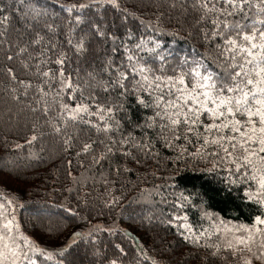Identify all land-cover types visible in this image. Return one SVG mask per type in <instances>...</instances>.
<instances>
[{"label":"trees","instance_id":"obj_1","mask_svg":"<svg viewBox=\"0 0 264 264\" xmlns=\"http://www.w3.org/2000/svg\"><path fill=\"white\" fill-rule=\"evenodd\" d=\"M75 2L80 3L0 0V18L8 17L0 25L1 198L13 201L22 232L54 251L53 260L43 259L46 264L61 260L63 264H234L231 252L224 251L223 245L216 255L212 254L215 249L207 246L220 243L219 237L203 236L194 242L192 233L179 227L185 221L173 217L187 215L186 223L197 235L204 229L211 232L214 224L219 225L217 218L251 224L259 212L255 205L245 202L244 185L229 190L224 175L206 171L204 160L186 157L177 161V153L160 143L155 149L158 155L144 157L133 150L136 159L119 153L100 159L104 147L97 144H93L92 151L83 153L84 143L98 139L96 133L84 125L69 122L64 127L54 120L62 128L56 133L48 123L56 116L55 110L45 116L43 104L37 103L40 97L35 87L25 95L20 83L40 84L41 78L34 75L35 65L46 57L55 59L61 52L67 55L66 75H75L78 69L82 78L95 73L98 79H107L103 73L107 61L119 64L124 57L123 46H131L141 37L159 41L172 53L174 61L180 56L207 55L211 59L213 46L203 38L201 28L205 26L197 24L200 13L193 7L194 0H118L124 11L105 4L96 6L99 11L92 8L67 12L66 7ZM76 15L82 17L83 23L68 24ZM48 26L55 31H49ZM97 28L104 32L103 36ZM129 29L132 40L127 37ZM39 37L43 40L35 44ZM69 39L73 44L82 39L85 51L77 53ZM25 47L27 51L20 53ZM113 48L117 49L115 53ZM9 56L13 59L9 60ZM48 68L55 70L58 66L42 65L43 70ZM124 103L130 120L121 119L124 113H117V119L124 124L125 134L133 132L139 138L134 125L142 123L151 112L138 106L133 96ZM33 135L37 139L29 144ZM190 151L194 149L190 147ZM144 182V186H154L156 182L175 186L169 190L164 187L160 199L148 200L140 198V187L134 186ZM180 193L190 196L191 202L177 210L173 202ZM206 212L212 219L205 217ZM76 233L80 236L70 244ZM64 248L68 250L61 257L59 250Z\"/></svg>","mask_w":264,"mask_h":264},{"label":"snow or ice","instance_id":"obj_2","mask_svg":"<svg viewBox=\"0 0 264 264\" xmlns=\"http://www.w3.org/2000/svg\"><path fill=\"white\" fill-rule=\"evenodd\" d=\"M105 4L124 11L118 0H90L72 4L66 11L79 13L92 8L99 11L96 6ZM193 7L200 13L197 24L205 26L201 28L205 42L213 46L211 59L207 55L180 56L174 61L172 53L159 41L141 37L131 46H123L124 57L119 64L112 59L107 61L103 69L107 79H98L95 73L82 78L78 69L74 70L75 75H66L67 55L61 52L55 59L46 57L35 65L34 75L41 78L40 84L20 83L25 95L35 87L40 97L37 103L43 104L45 116L55 110L56 116L48 123L56 133L62 128L54 120L64 127L69 122L73 126L84 125L96 133L98 139L84 143L83 153L92 151L93 144H97L104 147L100 159L117 153L136 159L133 150L144 157L158 155L155 149L160 143L177 153V161L187 157L211 163L206 171L223 173L229 190L232 186L244 185L245 202L255 205L259 212L251 224L229 226L221 221L212 226L211 232L204 229L197 235L192 225L186 223L187 215H174L173 219L185 221L179 227L192 233L194 242L203 236L219 237L220 243L207 245L215 249L213 255L223 245L224 251L239 257V264H253V259L264 261V0H194ZM7 20V16L0 18V25ZM67 22L79 25L83 19L76 15ZM48 28L55 31L51 26ZM97 31L100 36L104 35L98 28ZM127 37L133 39L130 29ZM42 40L39 37L34 43L40 44ZM68 43L77 53L85 51L82 39L77 44L69 39ZM26 51V47L20 49V53ZM112 51L115 53L117 49ZM48 64L58 68L43 70L42 65ZM8 72L16 78L11 69ZM129 96L151 112L143 117L142 123L134 125L139 138L133 132L125 134L121 122V119L130 120L124 103ZM117 113L124 116L117 119ZM36 139L33 135L28 143ZM5 199L0 198V264H39L37 256L45 261L53 260V252L39 247L22 232L16 206L12 200L5 202ZM190 202V196L180 193L173 208L181 210ZM204 215L212 219L211 214ZM75 235L78 237L80 233ZM67 250H59V255L63 257ZM245 252L250 255L245 256Z\"/></svg>","mask_w":264,"mask_h":264},{"label":"rangeland","instance_id":"obj_3","mask_svg":"<svg viewBox=\"0 0 264 264\" xmlns=\"http://www.w3.org/2000/svg\"><path fill=\"white\" fill-rule=\"evenodd\" d=\"M75 1H79L80 3H84V2H86V1H89V0H75ZM80 3H77V2H75L74 4H80ZM206 163V162H205ZM203 164L204 166L205 165H207L208 166V168H210L211 167V163H206V164ZM207 168V169H208ZM151 170H153V168H151ZM219 174H221V175H224L223 173H219ZM147 175H149V176H151L150 175V172H148V174ZM154 175H156V173L154 174ZM145 181V180H144ZM160 181H161V179H160ZM155 185L153 186L152 184L151 185H147V186H144L145 185V182L143 183V184H141V183H134V186H137V187H140L139 188V190H138V195L140 196V198H142V199H144V198H148V200H152V199H154V198H159L160 199V191L162 192L163 190V188L164 187H167L168 188V190L170 189V187H171V182H169V183H167V185L166 186H164V184L162 183V182H156V183H154ZM152 186V187H151ZM240 186H242V185H240ZM141 189V190H140ZM161 189V190H160ZM0 198H1V195H0ZM5 200H7V199H5ZM11 200V199H10ZM14 204V203H13ZM155 212L157 213V210L155 209ZM216 221H217V223L218 224H220L221 223V221H223L222 219H216ZM225 224H229V226H232V225H240V224H237V223H231V222H225V221H223ZM99 225H101V226H104L103 224H99ZM89 229H87L85 232H87ZM79 237V236H78ZM78 237L74 234L73 236H72V238L70 239V241H69V243L71 244L74 240L76 241L77 239H78ZM37 244V243H36ZM38 245V244H37ZM39 247H41V248H44V249H46L47 251H51V252H53L54 253V251L53 250H51V249H49V248H46V247H43L42 245H38ZM223 247V246H222ZM92 253H94V252H92ZM244 255L245 256H248V255H250L249 253H247V252H245L244 253ZM54 258H55V254H54ZM36 259L38 260V262H39V264H46L45 262H44V260H43V258L42 257H40V256H37L36 257ZM232 261L234 262V264H239V257H233L232 256ZM253 264H264V261H261V260H256V259H253Z\"/></svg>","mask_w":264,"mask_h":264}]
</instances>
